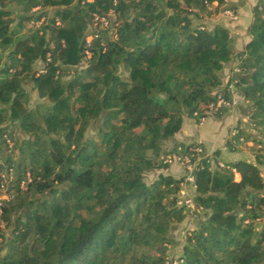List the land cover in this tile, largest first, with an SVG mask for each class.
I'll return each mask as SVG.
<instances>
[{
  "label": "trees",
  "instance_id": "16d2710c",
  "mask_svg": "<svg viewBox=\"0 0 264 264\" xmlns=\"http://www.w3.org/2000/svg\"><path fill=\"white\" fill-rule=\"evenodd\" d=\"M212 1L223 0H0V124L29 133L16 160L0 151V171L30 174L25 196L0 200L10 224L6 238L0 228V264H163L169 225L184 216L183 177L159 171L146 181L144 171L166 167L164 142L183 115L198 120L217 93L229 98L220 69L234 57L229 81L255 132L238 123L226 144H257L255 162L217 166V150L199 152L191 171L201 211L175 264H264V222L255 225L264 216V0L252 4L236 51L225 25L193 20ZM109 10L112 33L97 29L86 42L92 12ZM24 83L45 101L28 107ZM5 134L0 125V150ZM175 144L186 154L198 145ZM147 245L158 254L138 250Z\"/></svg>",
  "mask_w": 264,
  "mask_h": 264
},
{
  "label": "rangeland",
  "instance_id": "374dc122",
  "mask_svg": "<svg viewBox=\"0 0 264 264\" xmlns=\"http://www.w3.org/2000/svg\"><path fill=\"white\" fill-rule=\"evenodd\" d=\"M255 0H245V2L249 5L250 9L252 4L254 3ZM210 5L207 6V10H210L209 13H207L206 11H201V15L198 18H194L193 20L196 22H204L207 26H210L213 23H218L222 20V18H224L227 23L229 24L228 31L229 34L232 38V43H233V37L237 36L239 34V32L237 31L236 28V23L238 22L239 19V11L237 9V7L234 5L233 7H231L235 13H234V17L233 18H229L227 15H225L223 13V7L230 5L229 4V0H225L224 2L221 3H217L216 1H213L212 3H209ZM37 6L33 7V9H36ZM38 10V9H37ZM108 13L110 14V19L114 18V14L112 13V10H109ZM42 17H40L41 20ZM39 20V19H38ZM38 20H29L26 24V27H30V26H37V24L39 23ZM88 32L93 30V27L91 26V24L89 25V27L87 28ZM105 32V31H104ZM103 33V32H101ZM87 35V34H86ZM87 37V36H86ZM247 40V39H246ZM244 44V43H243ZM243 46V45H242ZM230 62V61H229ZM229 62L227 61L225 64L223 63L224 66H228ZM40 62L37 61L35 66L39 67ZM223 66V67H224ZM119 72L122 76L125 75V72L122 69H119ZM229 71L227 72V74L225 75L226 77V82H228L229 79ZM224 76V75H223ZM30 84L29 83H24L25 89L27 90V106L28 107H33L37 102L40 101H45L44 98H40L37 96V93L35 90L30 89ZM236 96V94H235ZM237 98V97H236ZM231 109V108H230ZM205 115L201 118H199L198 120H195L193 117L192 119L194 120L193 122H196L197 124H199L200 122L203 121V119L206 117V115H211V117H215V118H225L226 121L228 122L229 120L232 119V115L233 112L232 110H229L228 108H223V110H221V108H211L209 109V107H206V109L203 110ZM248 114L245 113L240 119L239 124L244 127V129L246 131H251V132H255L253 126L251 125V123H249V118L247 116ZM235 117V116H234ZM237 119V118H236ZM234 121H232L229 125H228V129L226 132V137L225 139V145L226 148L230 149V146H228L226 144V138L230 136V130L232 129V126H236V120L233 118ZM99 121L97 119H93L90 121V123L88 124V126L86 127L85 131H84V135H89L92 134L93 131L95 130L96 126L98 125ZM7 126V128L11 129V134L7 135L5 134L3 137H5V143L6 145L3 146V148H1L0 151L3 152H11L12 153V158L14 160L17 159V156H19V153L17 154V150H16V145L17 142L24 138L27 137L29 135V133H24L17 125H15L14 123H9L8 119H5L0 125H5ZM181 124V123H180ZM226 124V123H225ZM180 128V127H179ZM178 128V129H179ZM226 128V125L224 127V129ZM176 132V131H175ZM16 140V141H15ZM168 140H166L165 143V147L166 149L172 148L171 150H169L163 157H162V162L166 163V167L165 168H161V169H149V170H145L144 171V178L146 181L151 180L157 172L162 171V172H167L168 171V167L170 164H177L180 168L181 171V175H179V177H183L180 186L182 185V182L184 180V169L183 166L180 164V162H178L177 160L172 158V155L175 153L176 150V144L172 143V142H168ZM188 142H196L202 149V151L204 153H206V150L204 149V146L202 145L201 142L199 141H188ZM187 142V143H188ZM230 144L233 145L234 149H230L231 151H229L230 153L234 154V150L237 149V152L235 151V157H241L245 160L251 161V162H255L254 159V149L257 146V144L251 142L250 140H245L244 137L240 136L238 137V139H234V138H230ZM185 143V142H184ZM5 148V149H4ZM211 153V152H210ZM209 153V154H210ZM170 158V160L168 159ZM212 157L210 156V160L212 161ZM220 160H224L222 158H218ZM26 162V161H24ZM171 166V165H170ZM257 166H259V172L261 171V173L263 174V178H264V161L257 164ZM176 167V166H175ZM11 171L10 173H7L4 169L0 171V199L3 200H7V199H12L17 193L21 196H25V188H26V183L29 180V173L27 171L24 172V176H22V178L18 179L17 181V177H16V170L14 169V166L11 167ZM167 169V170H165ZM29 174V175H28ZM171 174V173H170ZM5 177V178H4ZM181 188H179L180 190ZM24 191V192H23ZM180 193L179 191L177 192V197H179ZM184 212V216L179 220V221H172L169 225L168 231H167V236H169V240L164 242L163 245L165 247V251L163 254V264H175L176 263V258L180 253L181 250V244L184 241V237L187 233V231L193 227H195V218L197 216V214H193L190 210L183 208L182 209ZM264 222V217H262L259 220H256L255 225L256 227H259V225H261ZM0 228L1 231L4 234V237H8L9 236V232H10V224H5V222L3 220L0 219ZM3 246L0 247V252L4 251ZM139 251L141 252H149L152 253L153 255H157L158 251L154 248V247H150V246H141L139 249Z\"/></svg>",
  "mask_w": 264,
  "mask_h": 264
},
{
  "label": "crops",
  "instance_id": "0c3cea01",
  "mask_svg": "<svg viewBox=\"0 0 264 264\" xmlns=\"http://www.w3.org/2000/svg\"><path fill=\"white\" fill-rule=\"evenodd\" d=\"M229 4H231L232 6L235 5L236 7L238 6L237 9L239 11V19H238V22L236 23V28L239 34L233 37V48L236 51L242 48L243 43L247 39V34H246L245 29L251 19V9L249 5L245 2V0H229ZM219 23H222L227 28H230L229 24L224 18H222V20ZM235 62H236V59L234 57L230 60L228 66L226 64V66L223 65L224 67L223 66L221 67L220 76H221L222 85L227 83L225 75L227 74L228 71L230 72ZM231 91H232V96L236 100V103L231 107V109H229V110H232L233 112V115L231 116L232 117L231 120H229L228 122H225L226 121L225 118L219 119V118L211 117V115H206L203 121L197 124L196 122H193L194 120L192 119V117L183 115L180 128L176 132L173 133V135L168 139L167 143L169 141L174 144L176 142L187 143L188 141H199L202 143L207 153L217 150V158H222L224 160H233V159L242 158V156L235 157V151L237 152V149L234 150V154L230 153L229 151L231 150L229 148H226V145L224 142L225 141L224 138L226 137L228 125L232 121H234L233 118L236 120V123H239L241 117H244L243 115L247 113L245 102L242 100L237 89L234 86H232ZM225 125H226V128L224 129ZM213 161L214 159H212V162ZM170 165L167 168L169 173H171L175 177H179V175L182 174L179 166L177 164H170ZM260 174L263 175L261 171H260ZM233 175L235 178L239 177L236 171H233ZM180 188H181L180 190L185 191L187 193H190V194L193 193L192 184L189 180L185 179V177H184V180Z\"/></svg>",
  "mask_w": 264,
  "mask_h": 264
},
{
  "label": "built area",
  "instance_id": "2783aa9c",
  "mask_svg": "<svg viewBox=\"0 0 264 264\" xmlns=\"http://www.w3.org/2000/svg\"><path fill=\"white\" fill-rule=\"evenodd\" d=\"M224 1L225 0H223L222 2H224ZM207 6H208V4H207ZM222 9H223V13L225 15H227L229 18H233L235 16L234 15L235 11L230 6H225ZM38 21L40 22V19ZM115 24H116V22L113 20V18L110 19L109 17H107L104 14H98V13L92 12L91 26L93 27L94 32L88 33L86 35L87 37L85 36V41L88 42L93 36H96L97 35V29H108V31H111V33H112ZM85 53L88 54V51L85 50ZM38 70L40 71L41 69L38 68ZM235 72H238V68L235 65H233L231 70H230L229 76L233 75V73H235ZM232 83H233L232 80L229 81V79H228V82L226 83V86H227L228 90L230 91L229 98H225V97L221 96L219 93H217L215 102L214 103L210 102L207 104V107H209V109H211V108H213V109L217 108L218 109V108H225V107L230 109L236 103L235 98L232 96V91H231V87L233 86ZM231 128L232 129L230 130V136L234 135L236 133V129H237L236 126H232ZM176 146L177 147H176L175 153L172 155V158L177 160L178 162H180V164L183 166V169L185 171L184 172L185 179L189 180L192 184V187H194L191 170H192V168L196 162V159L198 158L197 156H198L199 152H201L202 149L199 145L191 148V149H193V152H195V154H196V157L191 160L190 154H192L193 152L186 154L181 150L179 145H176ZM168 159L170 160V158H168ZM215 163L217 166H225L224 162L220 159H218ZM213 165H214V161L212 162L210 160V166H213ZM11 170H12L11 167L5 169V171L7 173H10ZM179 193H180V195H179V197H177V200H176L177 204L183 206L185 209L190 210L193 214H197L199 211H201L200 207L196 206L194 204L192 194L187 193V192L182 191V190H179Z\"/></svg>",
  "mask_w": 264,
  "mask_h": 264
}]
</instances>
